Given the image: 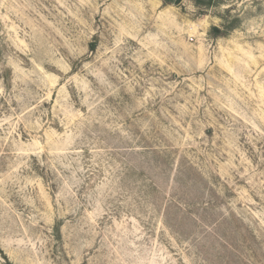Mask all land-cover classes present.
<instances>
[{
	"label": "rangeland",
	"instance_id": "obj_1",
	"mask_svg": "<svg viewBox=\"0 0 264 264\" xmlns=\"http://www.w3.org/2000/svg\"><path fill=\"white\" fill-rule=\"evenodd\" d=\"M0 264H264V0H0Z\"/></svg>",
	"mask_w": 264,
	"mask_h": 264
}]
</instances>
